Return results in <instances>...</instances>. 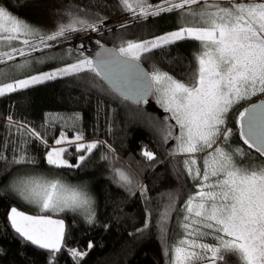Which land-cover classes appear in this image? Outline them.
I'll use <instances>...</instances> for the list:
<instances>
[{
  "label": "snow or ice",
  "instance_id": "snow-or-ice-1",
  "mask_svg": "<svg viewBox=\"0 0 264 264\" xmlns=\"http://www.w3.org/2000/svg\"><path fill=\"white\" fill-rule=\"evenodd\" d=\"M116 4L136 20L174 13L176 29L151 39L124 40L114 49L102 48L95 59L80 53L73 63L61 61L62 67L18 79L13 74L31 67L32 53L51 48V42L60 38L68 39L69 33L99 32L107 27V17L76 8L67 12V23L46 32L0 5V65H3L0 97L60 77L84 79L81 74L86 72L109 81L118 98L125 102L147 104L148 97L154 96L168 115L163 121L147 117L148 123L159 135L161 145H169L164 155L179 165L177 179L183 181L187 177L196 189L182 205V219L178 220L180 238L165 248L168 264H232L233 261L264 264V163L254 164L255 158L249 159L243 148H232L229 140L233 129L228 127L229 113L236 105L254 96H264V0H160L155 5L149 0H116ZM184 40L200 45L193 54L196 67L187 83L158 66L147 72L142 69V59ZM96 43L100 45L99 40ZM17 57L23 59L16 62ZM35 60L43 62L41 57ZM86 83L91 88L98 87L94 81ZM237 113L243 144L264 159V100L237 109ZM6 120L9 130L14 127L21 137L28 139L13 141L0 137V162L8 166L35 165V157L25 147L33 138L44 145V161L55 169H79L94 150L104 148L106 151L101 152L100 159L110 162L113 182L130 194H135L133 189H137L146 198V185L134 181L123 168L113 166L116 152L107 141H87L82 130H76L72 138L61 131L54 137V145L49 146L47 137L35 128L15 121L11 115ZM4 149L14 153L11 159ZM70 149H74L75 164L66 158ZM140 155L149 167L162 163L147 148ZM0 191L34 205L40 213L70 211L80 214L86 224L96 223V200L86 185H71L43 175L18 174ZM174 204L173 197L161 214V225L167 222ZM7 218L24 242L47 250L50 260H56L66 238L63 220L49 215H29L15 206L10 208ZM148 227L145 223L137 232ZM161 230L165 231L163 227ZM93 247L89 242L88 250ZM67 251L74 264H80L88 255L87 251L76 248Z\"/></svg>",
  "mask_w": 264,
  "mask_h": 264
},
{
  "label": "trees",
  "instance_id": "trees-1",
  "mask_svg": "<svg viewBox=\"0 0 264 264\" xmlns=\"http://www.w3.org/2000/svg\"><path fill=\"white\" fill-rule=\"evenodd\" d=\"M149 3L155 5L160 0H149ZM97 4L106 7H93ZM0 5L5 6L13 15L32 21L33 26L38 27L42 23L40 27H44L50 24L54 30L58 24L67 23V12L76 8L81 12L98 13L107 17L108 26L95 32L100 33L95 38L100 41V45L88 49L85 37H94L96 34L92 31H78L75 35L74 32L69 33L71 36L68 39H58L59 43H64H61V48L40 54L42 59L50 54H64L60 61L50 63L40 72L62 67L61 61L73 63L80 53L92 58L98 48L105 44L116 48L124 40L151 39L176 29L174 13H162L146 20H136L130 16L124 22L113 23L115 18L128 14L121 11L116 0H0ZM126 22L130 24L121 28L120 25ZM199 49L198 42L184 40L166 49L156 50L141 62L149 71L158 66L184 81L196 67L193 54ZM69 51L72 52L71 56L68 55ZM35 58L33 57L34 61ZM35 73L37 72L26 71L13 75L18 79ZM81 76L84 79L76 76L60 77L0 97V137L13 141L28 139L26 136L21 137L14 127L9 130L6 120L9 115L15 121L23 122L46 136L48 145L54 144V137H58L61 131L73 137L76 130H82L85 140H105L112 145L117 157L113 166L123 168L134 181L146 185V198L137 189H133L135 194H130L113 182L110 162L100 159L101 152L106 149L94 150L79 169H55L44 161V145L34 138L30 139L25 147L37 163L32 166H8L5 162H0V188L18 174H46L53 178L59 177L72 185H86L96 200V223L94 226L86 224L81 215L72 212L54 214L65 220L66 238L56 260L51 261L47 250L24 242L10 226L7 218L10 208L15 206L23 210L28 205L12 194L0 191V264H74L67 251L70 248L88 252L80 264H168L169 257L165 254V248L180 238L178 220L182 219V205L188 195L196 191L193 182L187 177L183 181L177 179L179 165L170 162L164 155L167 147L161 145L159 135L148 123L147 117L163 121L168 114L156 103L154 96L155 99L151 98L147 104L135 105L118 98L103 78L94 77L90 72L82 73ZM86 81H94L98 87L91 88ZM104 89L108 91L105 92ZM259 97L263 96L254 98ZM251 103L242 101L240 105L244 108ZM235 112L230 117L232 121L229 127L233 129V134L229 143L232 148H243L249 153V159L255 158L252 163H264V159L259 158L254 149L249 150L243 144L238 124L234 121ZM77 115L80 119H73ZM143 148L155 152L162 163L149 167L148 162L140 155ZM4 152L9 159L14 154L10 149H4ZM74 155V149H70V154L66 155L73 164L76 163ZM173 197L174 208L170 211L167 222L161 225V214ZM145 223L149 227L137 232V229H143ZM162 227L165 230L163 233ZM89 242L94 245L91 250H88Z\"/></svg>",
  "mask_w": 264,
  "mask_h": 264
},
{
  "label": "rangeland",
  "instance_id": "rangeland-1",
  "mask_svg": "<svg viewBox=\"0 0 264 264\" xmlns=\"http://www.w3.org/2000/svg\"><path fill=\"white\" fill-rule=\"evenodd\" d=\"M128 17H130V15H122L121 17H119V18H115V21L113 22V23H115V22H119V23H121V22H124V21H126V20H128ZM19 18V17H18ZM66 18H67V16H66ZM19 19H22V18H19ZM68 19V18H67ZM22 20H24V21H26L27 23H29L30 25H32L31 23H32V21H29L28 19H22ZM36 24V23H35ZM42 23H40V25H41ZM130 23H128V22H126V24H122V25H129ZM40 25H38V28H41V29H43L44 31H46V32H50V31H54V27L53 26H51L50 24L49 25H47L46 24V26H44V27H40ZM108 26V25H107ZM51 27V28H50ZM101 30H103V28L101 29ZM100 30V31H101ZM110 30H112V29H110ZM99 31V32H100ZM82 32H91V30H87V31H82ZM93 32V31H92ZM95 33V32H94ZM96 35H94V37H90V36H87V37H85V39H86V41L88 42V49H90V48H92V47H94V45H97V43H96V37L100 34V33H95ZM70 36H71V34H69ZM74 35H75V32H74ZM72 38V37H71ZM81 41V40H80ZM79 41V42H80ZM83 41V40H82ZM52 43V47L51 48H47V49H42L41 51H38V52H35V53H32L31 55H32V57H39L40 56V54L42 53V52H48V51H50V50H54V49H59V48H61V46H63V45H61V43L62 44H64L63 42H58V40L57 41H55V42H51ZM73 43H76V42H73ZM55 45H58V47H56ZM55 46V47H54ZM91 53V52H90ZM64 56V54H61V55H59V56H56V55H54V54H50V56H48V57H46V58H43V62L42 63H36V60L34 61H32V65H31V67L29 68V69H26V70H22V71H19L18 72V74H22V73H25L26 71L28 72V71H30V72H37V73H35V74H38V72H40V70L41 69H43L45 66H47V65H49L50 63H54V62H57V61H60L61 60V57H63ZM23 58H21V57H17V61L16 62H19V61H21ZM9 63H15V62H9ZM2 66V65H1ZM53 69H56V68H53ZM53 69H51V70H53ZM41 72H45V71H41ZM40 72V73H41ZM32 75V74H31ZM177 79V78H176ZM179 80V79H178ZM181 81H183V80H181ZM184 82L185 83H187L188 82V79L187 80H184ZM152 98H153V96H152ZM153 99H155V98H153ZM241 107V105L239 104V105H236V107L233 109V113L237 110V109H239L240 107ZM239 107V108H238ZM239 110H243V108L241 107ZM232 112L231 113H229V118L230 117H232ZM236 113V115H234V121L237 123V115H238V113L237 112H235ZM230 120H231V118L228 120V126H230L229 124V122H230ZM238 124V123H237ZM69 138H72V137H69ZM171 144H174V142H170ZM54 144H51V145H49V146H53ZM65 146H67V145H65ZM166 147H169V145H166ZM41 175H43V174H41ZM40 176V175H39ZM43 176H46V177H48L49 179H52L53 177L51 176V175H46V174H44ZM55 178H59V177H55ZM60 179V178H59ZM66 183H68V184H70L69 182H67L66 181ZM72 185V184H71ZM87 191H89L90 192V190L88 189V187H87ZM28 205V208H23V210H20V209H18V210H20V211H23V212H25L26 214H29V215H49V216H51L52 217V219H59V220H63L64 221V225H65V220L64 219H62L60 216H54V214H56V213H40L39 212V210L34 206V205H30V204H27ZM68 212H70V211H66V213H68ZM64 213V212H63ZM74 214H77V215H80V214H78V213H74Z\"/></svg>",
  "mask_w": 264,
  "mask_h": 264
},
{
  "label": "water",
  "instance_id": "water-1",
  "mask_svg": "<svg viewBox=\"0 0 264 264\" xmlns=\"http://www.w3.org/2000/svg\"><path fill=\"white\" fill-rule=\"evenodd\" d=\"M102 48H106V49H114L115 47L110 46V45H107V44L101 46L100 48H98L97 52H96V53L94 54V56L92 57L93 59L96 58L97 53L100 52V51L102 50ZM116 48H117V47H116ZM141 66H142V69H143L144 71H146V72L149 71V70L147 69V67H146L142 62H141ZM103 80H104V79H103ZM104 82H105L106 84H108L109 87L112 89V91L115 92V93L118 95V93L115 91V89L113 88L112 84H111L109 81L104 80ZM151 98H152V96L148 97V100H150ZM261 100H264V97H263L262 99L252 101L251 104H259V102H260ZM247 107H248V106H247Z\"/></svg>",
  "mask_w": 264,
  "mask_h": 264
},
{
  "label": "flooded vegetation",
  "instance_id": "flooded-vegetation-1",
  "mask_svg": "<svg viewBox=\"0 0 264 264\" xmlns=\"http://www.w3.org/2000/svg\"><path fill=\"white\" fill-rule=\"evenodd\" d=\"M264 97V96H263ZM263 97H259V98H256V99H252V101H255V100H259V99H262ZM252 101H249V102H252ZM231 121H232V119L230 120V124L229 125H231ZM229 127V126H228ZM238 127H240V125L238 124Z\"/></svg>",
  "mask_w": 264,
  "mask_h": 264
},
{
  "label": "crops",
  "instance_id": "crops-1",
  "mask_svg": "<svg viewBox=\"0 0 264 264\" xmlns=\"http://www.w3.org/2000/svg\"><path fill=\"white\" fill-rule=\"evenodd\" d=\"M255 97V96H254ZM254 97H251L248 101H243V103L245 102H249V101H252V99L254 98ZM255 99V98H254Z\"/></svg>",
  "mask_w": 264,
  "mask_h": 264
}]
</instances>
